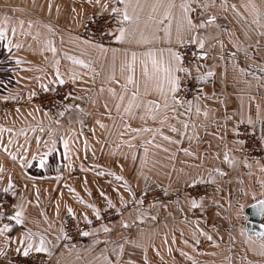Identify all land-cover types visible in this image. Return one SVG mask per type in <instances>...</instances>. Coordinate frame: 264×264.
Masks as SVG:
<instances>
[{"label":"crops","instance_id":"obj_1","mask_svg":"<svg viewBox=\"0 0 264 264\" xmlns=\"http://www.w3.org/2000/svg\"><path fill=\"white\" fill-rule=\"evenodd\" d=\"M107 2L109 9L103 11L104 0H0V26L8 29L6 37L0 39V97L28 102L32 93L55 86V62L59 60L65 81L74 73L78 77L72 80L75 89L71 104L80 105V109L72 108L56 119L34 105L10 109L2 104L6 100H0V145L9 148L6 152L0 146V193L11 176L16 204H23L25 221L0 234V264H10L8 254H23L24 245L19 240L25 229L35 234L32 242L37 246L41 234L47 238L50 251L38 252L45 254L46 264H128L133 255L151 264H264V236L258 239L250 234L245 213L249 205L264 198V154L256 160L244 158L233 131L241 119L247 123L251 114V126L264 150V126L257 112L259 105L264 113V21L255 22L252 8L255 4L264 13V0H194L195 11L190 15L195 22L210 14L217 20L208 29L196 30L209 37L204 49L208 56L201 58L197 45L191 71L195 96L191 105H171L176 112L157 110L149 101L164 103L156 85L167 87L163 66L172 55L168 49L178 52L179 46L195 34L182 26L183 0H171L175 7L170 21L166 7L155 11L151 7L157 3L166 6L169 0H129L133 6L141 5L135 9L139 20L118 25L115 17L116 27L128 29L127 37L103 43L105 51H101L84 43L88 39L76 30L91 15L111 14V7H124L114 0ZM202 3L210 7L202 9ZM5 16L8 22L2 23ZM142 34L158 38L141 43ZM49 40L57 49L55 53ZM70 56L91 63V67L74 63ZM209 68L214 75L200 80ZM133 91L139 95L131 112H125ZM167 95L170 100L172 93ZM152 111L156 112L155 119ZM161 113L168 119L164 120ZM226 149L231 150L228 154L234 163L224 160ZM9 152L18 158L13 159ZM37 153H47L43 167L39 156L32 158ZM19 157L27 161L23 170ZM212 168L227 175L213 172L210 176ZM145 176L151 177L153 187L167 184L177 189L191 184L194 178L211 185L206 194L196 197L198 201L204 198L202 209L193 208L194 196L185 195L155 204L151 211L136 207L125 212L114 226L107 225L110 232H104L100 225L79 240L55 238L61 234L62 218L71 214L69 208L82 219L85 213L88 219L94 218L95 211L89 205L96 204L102 211L108 198L120 205L121 195L127 202L133 199L132 192L140 197L138 188ZM122 221H127L128 227H123Z\"/></svg>","mask_w":264,"mask_h":264},{"label":"snow or ice","instance_id":"obj_2","mask_svg":"<svg viewBox=\"0 0 264 264\" xmlns=\"http://www.w3.org/2000/svg\"><path fill=\"white\" fill-rule=\"evenodd\" d=\"M99 2H100V0H97V3H99ZM193 2H194V0H183V2L180 5V8L182 10V26H183V28H184V30L186 32L187 31H193L195 33L194 36L191 39H189L188 42L198 45V47L200 49L199 56L201 58H206L208 56V53L206 51H204V49H205V42H206V40L209 39V37L207 35H204L202 37L200 32L196 31V30H198V29H208L210 26L214 25V22L217 20V17H216L215 14H210V15L207 16L206 19L201 20L199 23L195 22L193 17L190 15V13L195 11V9L192 7V3ZM114 3H116V4L122 3L124 5L123 8L113 6L110 9V12L113 15V17H118V19H117V24L118 25L121 22L127 23V22H132L133 20H139V16L136 14L135 9L141 7V5L137 4V5L133 6V5H131L129 3V0H114ZM162 6L166 7L165 15L168 17V19L170 21L171 20V9L175 7V4L172 3L171 0H169V3L166 6L162 5L160 3H157V4H153L151 7H152V10L155 11L158 7H162ZM130 7L133 8L132 13L129 12V8ZM200 7L202 9L206 10V9H208L210 7V4L202 3V4H200ZM233 7H235V6L233 5ZM252 8H253V11L256 14V21L255 22L257 24H261V21H264V13H262L259 9H257V6L255 4L252 5ZM108 9H109L108 2H107V0H104V3L102 5V10L103 11H107ZM7 22H8V17L5 16L3 18L2 23H7ZM23 23L24 22L21 21V26L23 25ZM29 23H31V21H29ZM261 26L264 27V24H261ZM215 27L219 28L220 26H219V24H215ZM170 29H171V24L169 23V27H168V30H167L169 38H170ZM7 31H8L7 28H5L3 26H0V39H4L6 37ZM12 32H13V34H15V29H12ZM107 33L109 35H114V38L117 41H124L126 39V37H127L128 29L126 27H124V26H118L115 29H108ZM261 34L264 35V32H262ZM157 38L158 37H156V36H152L151 38H149V37L144 36L142 34L141 35V39H140L139 42H141V43H149L150 39H157ZM181 42H183V41H181ZM48 43L51 46V51L53 53H55L57 51V49H56L54 43L51 40H49ZM84 43L92 44L93 47L98 48L101 51H105V46H104L103 43H93V41H91V40H86V41H84ZM240 43L241 42L239 40L236 41L237 47H239ZM221 44H223L222 41H221ZM17 47H19V45H17ZM112 51L115 52L117 50L116 49H112ZM168 51L172 55L169 58V60L164 63V66H163V73H164L163 80L167 84V87H165L164 84H159V83L156 85L157 89L164 96V103L161 105L159 102L149 101V104H153L154 108L157 109V110L158 109H163L164 112H166L168 110H171L172 112H176L177 111L176 108L175 107H171V105H175V104H181L182 105V104L185 103V101L180 99V97H179V91H180V88H181V77H180V75H178V73L183 72V73H186V74H190L192 69L188 68V67H183V57L180 55L179 52H174L172 49H168ZM151 54H152V50L149 49L148 55H151ZM69 59L74 61V63H76V64H80V65H83V66L88 67V68L91 67V63L86 62L83 59H80V58H77V57H74V56H70ZM135 60H136V53L133 52L132 53V64L133 65L135 63ZM17 62L19 63V60H17ZM153 64L156 65L157 66V70H159V65L157 64V61L155 60V58H153ZM55 68H56L55 76H56L57 79H55L53 82L54 83H58L59 85L65 84L66 81L63 79L62 74L60 72L59 60H56ZM196 70L198 72L200 71V66L199 65L197 66ZM133 71H134V68H133ZM144 71H145V73H147V67L146 66H145ZM241 71H244V69H241ZM213 75H214V70L209 68V70L204 75H201L199 77V79L200 80H204L206 77H212ZM77 78L78 77H77V75L75 73L70 77V79L73 80V81H75ZM157 79H159V78L157 77ZM128 80L130 82H134L132 76H129ZM44 87L47 88V85H45ZM124 87H125V89H127V85H125ZM112 91H113V93H115L114 89ZM168 92L172 93V96H171L170 100H169L168 95H167ZM32 95H35V93H32ZM138 95H139L138 91H133L132 92V99L129 101L128 106L125 108V112H131V109H132L133 105L135 104V100L138 97ZM72 96H73V93L72 92H68L66 94V96H65V99L71 98ZM12 98L15 99V97H12ZM4 99L7 100V99H9V97L5 96ZM120 99H121V101H123L124 97L121 96ZM252 99H254V97ZM187 103L189 105H191L192 102L191 101H187ZM136 106L138 107V105H136ZM62 107H63V110L59 112L60 116H64L65 112H67L68 110H70L72 108L80 109V105L71 104V103L63 104ZM117 107H119V105ZM190 110L191 109L189 108L188 111H190ZM197 111H199V109H197ZM257 112L260 114V123H261L262 126H264V113H261L259 105H257ZM151 115H152L153 119L156 118V112L155 111H152ZM161 115H162V118L164 120L168 119L167 115H163V113H161ZM204 115L205 116L208 115L207 111H205ZM225 119H227V117ZM243 122H244V120L241 119L240 123H243ZM57 123H59V121H57ZM247 123L249 125H253L254 124V120H253V117H252L251 114H249L247 116ZM101 126H104V125H101ZM125 127H130V125H125ZM186 127H187V124L185 123V128ZM142 130L143 131H151L150 129H134V131H137V132L142 131ZM157 131H159V130H157ZM173 131H177V129L173 128ZM233 131L236 132L237 135L239 134L238 129H233ZM165 138L169 139V140L172 139L171 137H165ZM145 143H148V142L146 141ZM177 143H178V141H177ZM235 143L242 144V143H244V141L237 140V141H235ZM0 146H2L4 148V151H6V152L9 151V148H8L7 145H0ZM68 146H69V141L66 139V140H64L65 150L68 149ZM184 151H188V150L185 149ZM229 151H231V150L226 149V152H225V155H224V160L228 161L229 163H234V160L230 159V157H229V154H228ZM145 152H147V148H145ZM9 154L13 157V159H17L18 158L17 154L14 153V152H9ZM217 155H219V154H217ZM37 156L40 157V165H41V167H43L44 166V161L47 158V153H37L32 158L36 159ZM19 159H20V162H21V165H22V170H23V166L27 164V161L23 157H19ZM249 167H250V165H249ZM2 170H3L2 166H0V171H2ZM213 172L220 173L221 175H227V173H224L219 168L210 169L209 175L211 176V173H213ZM103 174L104 173H100V175H103ZM117 178L120 179V180H124L123 176H119ZM2 179H3V177L0 176V180H2ZM198 182H199L198 178H194L192 180V184L193 185L197 184ZM125 186L129 188V191H132L131 190V186L129 184H127V182H125ZM14 187L15 186H14L13 180H12L11 176H9L7 187L3 188V191L5 193L11 192V194L13 196H15L16 192L14 191ZM72 190L75 191L74 189H72ZM117 191H118V189H117ZM132 196H133V203L134 204L143 203V198L142 197L139 200L136 199L135 192H132ZM253 196L255 197V193H253ZM203 199H204L203 197H200L199 201H198V199L196 197H191V206L193 208L199 207V208L202 209L203 208ZM121 202H122V204H126L127 203V201H125L123 199L122 195H121ZM106 203H107L108 207H110V208L114 207V205L112 204V201H111L110 198L107 199ZM13 207H14V214H12L8 218L10 219V221L15 222L16 224L23 225L25 223V221H24L23 204H17V205H14ZM89 207L94 209L95 215H96L97 218L101 217L100 208L96 204H91V205H89ZM240 207L243 208L244 206L240 205ZM252 207L256 209L258 215L264 216V198L256 200V202L252 205ZM69 212L72 215H75V213L72 211L71 208H69ZM0 215H2V214H0ZM121 215H123L122 212H121ZM142 218L143 217L141 216V219ZM84 219H86L89 224L92 223L91 219H88L86 213L84 214ZM122 226L123 227H128V222L127 221H122ZM101 227L103 228L104 232L112 231V229L109 228L107 225H101ZM12 228H13V223H11V222L10 223H5L2 226H0V234L7 233ZM83 234L87 236V235H90L91 233L90 232H84ZM34 235L35 234L32 232L31 229H25V232H24V235H23V239L19 240V243L24 245V247L22 249V252H23V255L25 257H27L29 255V253L32 252V251H35V252H49L50 251L49 247L46 246L47 238L44 235L41 234L40 235V239H39V244L37 246V245H35L32 242ZM204 235L208 236V238L211 239V236H209L207 233H204ZM259 235L264 236V232L259 233ZM65 237H66V232H65V230L63 228H61V234L59 236L55 237V238L56 239H63ZM8 240H9V244L7 246H10L11 237H9ZM47 243H50V241H47ZM185 243H187V241H185ZM122 250H123V248L121 246V252H122ZM17 251L19 252V251H21V249L18 248ZM0 252H3V248L2 247H0Z\"/></svg>","mask_w":264,"mask_h":264},{"label":"built area","instance_id":"obj_3","mask_svg":"<svg viewBox=\"0 0 264 264\" xmlns=\"http://www.w3.org/2000/svg\"><path fill=\"white\" fill-rule=\"evenodd\" d=\"M116 28V19L112 14H94L87 17L82 25L77 28L76 33L88 40L112 44L114 42V35L107 33L108 29ZM103 33V34H102ZM178 52L183 57V67L193 68L197 59V45L194 43L184 42L179 48ZM181 88L179 91V97L185 101H190L195 96V84L193 75L180 72ZM75 83L72 80H67L65 84L55 86L36 92L35 95H31L28 102H16V101H2V104L6 108L16 109L26 104L34 105L45 111H47L54 118H59V112L62 111L63 104L71 103V98L65 99L68 92L74 93ZM3 96V95H1ZM5 97V96H4ZM0 100H5L0 97ZM85 124L89 127L88 119L85 117ZM239 134L237 135L240 141H244L241 144V154L244 158L250 160H256L263 156L264 150L260 142L259 137L254 132L251 125L246 122L238 123L236 125ZM237 134V133H236ZM184 194H190V196L198 197L202 195V191L195 193L187 189ZM181 194V197L184 195ZM14 205L16 204V195L13 196L11 192L0 193V226L5 223H13V226L17 224L10 221L8 217L14 214ZM133 205L128 204L124 208L106 207L101 211V217L91 218L92 223L89 224L86 219H82L76 215L67 214L61 220V227L66 232V237H70L73 240H79L85 235L84 232H88L100 225H109L117 221L127 210H130ZM7 260L10 264H46L45 254L38 252H31L27 257L23 254H8Z\"/></svg>","mask_w":264,"mask_h":264},{"label":"rangeland","instance_id":"obj_4","mask_svg":"<svg viewBox=\"0 0 264 264\" xmlns=\"http://www.w3.org/2000/svg\"><path fill=\"white\" fill-rule=\"evenodd\" d=\"M182 100H184V99H182ZM192 100H190V101H192ZM185 102H187V101H185ZM37 108H39V107H37ZM210 185H211V183H209V182H202V181L200 182L199 181L195 185H193L191 183V184H187V185H185L183 187L181 186L180 188L177 187V189H175L171 185L169 186L167 184H163V185H161L159 187H153L151 185V177L150 176H145L144 180H143V184H141V187L138 188V190H140L139 191V196L140 197L136 198L137 200H139L142 197L143 198V203L134 204L133 203V199H131L126 204L118 205V204L114 203L113 205H114V207L118 206L119 208H124L128 204H131L133 206H132V208L130 210H133L136 207H142L140 209L145 208L146 210L151 211L153 209V205H155V204H158L160 202L164 204V203H167L168 201H171L174 198L180 199L181 194H184L187 189H190L191 191H195V193H198L199 191H202V196H203L204 194H206L209 191ZM173 189H175V190H173ZM170 190H173V191H170ZM185 195H190V194H184L183 196H185ZM106 207H108V205ZM130 210H127L125 212H128ZM117 222H119V221H117ZM117 222H115L113 224L111 223V225L114 226ZM15 254H19V253H15ZM128 264H151V263L147 262L145 259L140 260L139 257L136 260L135 259V255H133L132 259L129 260Z\"/></svg>","mask_w":264,"mask_h":264},{"label":"water","instance_id":"obj_5","mask_svg":"<svg viewBox=\"0 0 264 264\" xmlns=\"http://www.w3.org/2000/svg\"><path fill=\"white\" fill-rule=\"evenodd\" d=\"M253 204L245 209V213L248 216L246 227L251 235L260 239L263 236L259 235V233L264 232V222L262 221L263 216L257 214L256 209L252 207ZM67 240H71V238L68 237Z\"/></svg>","mask_w":264,"mask_h":264},{"label":"trees","instance_id":"obj_6","mask_svg":"<svg viewBox=\"0 0 264 264\" xmlns=\"http://www.w3.org/2000/svg\"><path fill=\"white\" fill-rule=\"evenodd\" d=\"M2 52H3V48H2V45H1V43H0V57L3 56V55H2V54H3ZM2 74H3V73H2Z\"/></svg>","mask_w":264,"mask_h":264}]
</instances>
